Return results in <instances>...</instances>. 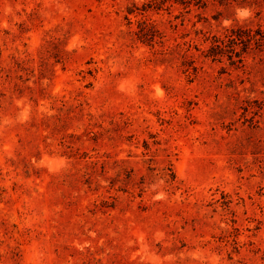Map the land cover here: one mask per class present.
I'll return each mask as SVG.
<instances>
[{
	"label": "rangeland",
	"instance_id": "rangeland-1",
	"mask_svg": "<svg viewBox=\"0 0 264 264\" xmlns=\"http://www.w3.org/2000/svg\"><path fill=\"white\" fill-rule=\"evenodd\" d=\"M0 264H264V0H0Z\"/></svg>",
	"mask_w": 264,
	"mask_h": 264
}]
</instances>
